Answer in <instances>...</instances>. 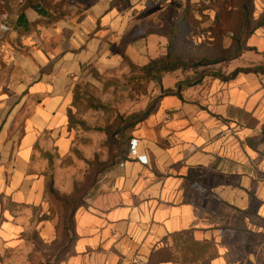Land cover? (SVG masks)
I'll return each mask as SVG.
<instances>
[{
	"label": "crops",
	"instance_id": "0c3cea01",
	"mask_svg": "<svg viewBox=\"0 0 264 264\" xmlns=\"http://www.w3.org/2000/svg\"><path fill=\"white\" fill-rule=\"evenodd\" d=\"M152 1L91 0L81 14L45 25L24 8L26 0H0V264H264L259 73L227 82L206 77L184 91L185 101L163 96L133 132L137 154L103 173L76 210L71 240L53 221L49 185L72 193L90 159L70 126L78 80L92 65L112 69L125 55L143 66L165 52L161 32L131 36L136 7ZM185 2L165 0L162 8ZM255 5L261 10L264 0ZM21 12L30 22L26 31L14 28ZM149 35L158 37L156 48H149ZM248 45L264 52V26ZM249 52L223 70L245 66ZM6 63L13 66L7 85ZM174 73L181 75L172 89L192 75ZM171 253L176 261L164 258Z\"/></svg>",
	"mask_w": 264,
	"mask_h": 264
},
{
	"label": "trees",
	"instance_id": "16d2710c",
	"mask_svg": "<svg viewBox=\"0 0 264 264\" xmlns=\"http://www.w3.org/2000/svg\"><path fill=\"white\" fill-rule=\"evenodd\" d=\"M77 1L26 0L24 8H33L42 16L41 22L50 25L63 19L67 15V8L76 4ZM86 1L91 4V0ZM211 12L214 13L213 16ZM254 12L255 0H186L181 9L168 6L164 10L165 30L161 33L167 38V44L163 54L150 59L149 63L143 66L133 63L124 55V59L130 66L141 73L139 77L129 78V83H132L131 89L141 94L138 88L141 87L142 82H145L146 85L149 83L159 85L161 92L151 99L143 111L121 117L116 122L115 128L108 130V145L112 154L110 162L101 164L97 160L89 161L84 180L75 184L70 194H61L52 183L49 185L50 202L60 216L58 225L62 230V238L71 240L76 210L86 204V200L91 196L93 188L103 173L118 162L123 163L128 159L133 132L157 110L163 96L175 95L185 101L184 91L202 83L206 77L227 82L239 73L254 72L264 75L262 65L236 67L229 73L223 70L230 61L255 49L248 45V39L259 27L264 26V17L256 19ZM207 20L210 24L202 26ZM29 24L25 13L21 12L14 22V28L26 31ZM207 33H209L208 37L203 36ZM227 39L230 40L229 44L226 43ZM177 70L184 72L190 70L192 75L178 81L174 89H162L164 75ZM146 90L147 87L143 92ZM118 138L122 141H118ZM253 141V139L246 140L249 145L256 148ZM181 251L183 255V250ZM164 258L176 261L178 256L171 253V256H164ZM153 260L148 261L147 264H151Z\"/></svg>",
	"mask_w": 264,
	"mask_h": 264
},
{
	"label": "rangeland",
	"instance_id": "374dc122",
	"mask_svg": "<svg viewBox=\"0 0 264 264\" xmlns=\"http://www.w3.org/2000/svg\"><path fill=\"white\" fill-rule=\"evenodd\" d=\"M76 4L70 5L66 13L67 15L81 14L85 9L92 6L86 0ZM77 1V2H78ZM165 0H153L140 8L137 6V12L134 15V27L131 31L132 39H136L137 33L144 32H164V11L163 3ZM197 1V0H194ZM256 4V0H255ZM213 12L211 15L213 16ZM254 17H264V7L259 11L256 9ZM208 20L202 24L209 25ZM128 36V35H127ZM143 36H146L144 34ZM203 36L208 37L209 33ZM142 37V36H141ZM158 37L156 35H149V48H156L158 45ZM146 41V40H144ZM165 42V39L162 38ZM230 40L227 39L226 43L229 44ZM124 48H116V52L122 53ZM154 55L156 52L151 51ZM258 60V61H257ZM257 61V63H256ZM242 62L245 66L250 67L255 65L264 66V52L250 51L243 57ZM231 64V61L229 62ZM228 63V64H229ZM228 64L226 66H228ZM107 66L92 65L87 68L83 77L79 78L76 88L74 89L73 101L70 107V126L73 129V135L82 146V152L88 164L91 160H97L101 164H107L111 161L112 154L108 141V130L114 129L116 122L121 117H126L131 114H136L143 111L147 104L161 92L159 85L154 83L142 82L141 87L138 88V94L134 89H131L132 83H129L131 76L139 77L141 73L133 69L126 60H122L115 68H107ZM226 68V67H225ZM13 71V66L9 63L5 64V83L6 85L11 82L9 73ZM190 71V70H189ZM179 73H166L163 78L162 89H172L175 82V77ZM188 75H184L187 77ZM147 87L146 92H143ZM7 89V88H6ZM264 129V127H263ZM118 141L122 139L118 138ZM87 171V170H86ZM53 221L60 222V216L56 210L52 212Z\"/></svg>",
	"mask_w": 264,
	"mask_h": 264
},
{
	"label": "built area",
	"instance_id": "2783aa9c",
	"mask_svg": "<svg viewBox=\"0 0 264 264\" xmlns=\"http://www.w3.org/2000/svg\"><path fill=\"white\" fill-rule=\"evenodd\" d=\"M136 146H137V140L136 139H132L131 140V154H137ZM137 158L139 159L140 162L147 163L146 156L137 155ZM133 264H145V262L142 261L141 259H137V260H135L133 262Z\"/></svg>",
	"mask_w": 264,
	"mask_h": 264
}]
</instances>
